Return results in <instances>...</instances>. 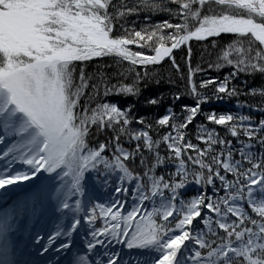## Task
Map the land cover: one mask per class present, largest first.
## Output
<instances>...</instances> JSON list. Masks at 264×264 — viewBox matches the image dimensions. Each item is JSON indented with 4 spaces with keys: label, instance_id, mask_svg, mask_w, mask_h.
Returning a JSON list of instances; mask_svg holds the SVG:
<instances>
[{
    "label": "snow or ice",
    "instance_id": "snow-or-ice-1",
    "mask_svg": "<svg viewBox=\"0 0 264 264\" xmlns=\"http://www.w3.org/2000/svg\"><path fill=\"white\" fill-rule=\"evenodd\" d=\"M193 41L215 55L206 67ZM257 77L264 0H0V199L32 182L0 212V264H264ZM128 95L162 114L110 100ZM49 206L59 219L20 260L13 234Z\"/></svg>",
    "mask_w": 264,
    "mask_h": 264
},
{
    "label": "trees",
    "instance_id": "trees-1",
    "mask_svg": "<svg viewBox=\"0 0 264 264\" xmlns=\"http://www.w3.org/2000/svg\"><path fill=\"white\" fill-rule=\"evenodd\" d=\"M222 43H224V42L222 41ZM191 44H192V46L194 47V50L198 53V54L195 55L194 58H193V64H195V63H197V62H201V55L204 56V59H205V60H208L207 57H209V56H207V55L205 54V49L201 46L202 42H195V41H193ZM224 45H225V47L227 46V44H224ZM132 50H136V47H132ZM176 53H180V50H178ZM181 54H183V55L186 56V50H184V52L181 53ZM113 59H115V58H108V57H105V58H104V60L107 61L108 63H112ZM100 63H103V62H100ZM201 63H202V62H201ZM202 66H203V67H206L207 65L204 64V63H202ZM92 67H93V68L95 67V62L92 64ZM123 67H124L125 69H127V68L129 67L128 63H127V64H124ZM184 67H185V69H186L187 66L185 65ZM136 70L142 72V70H141L140 68H138V67H136ZM229 70H230V69H229ZM229 70H227V71H229ZM168 71H169V69H168V65H165V68L162 70L163 74H164V75H167V74H168ZM227 71H226V72H227ZM221 72H222V69H221ZM212 74L215 75V73H212ZM226 74H227V73H226ZM240 79L243 80L244 77L241 76ZM77 82H78V81H77ZM252 82H253V81L250 80V83H252ZM261 82H264V81H262L261 78H259V77H257L256 80L254 81V83H256V84H260ZM167 89H168V85H164V91H165V92H167ZM128 99H129V100H128ZM110 100H111V102H116V103H118V105L121 106V107H123V106L126 105L125 102H126L127 104H128V103H136V104L138 105V107L140 108V111H139L138 115H144V116L149 117V118H150L152 115H154V114H155V115H160V114H162V110H156V109H151V108H145V107H143V105H142V98H141L140 101H137V99H136L135 97H133L132 95H128L127 97H124V96H113V97L110 98ZM127 100H128V101H127ZM240 100H241V101H245V100H247V101H249V102H252V101H251V97H243V96H242V97H240ZM104 102H109V101H104ZM187 102H188V103H192L191 100H188ZM236 103H237V100H236L235 98H233L232 100H227V99H225V100H223V101L216 102L215 105H214V107L216 108L217 112H224V111H227V110H231L233 113H235V112L238 111V109H236V107H235ZM239 111L247 112V109L245 108V109H241V110H239ZM132 127L140 128V127H142V126L133 124ZM209 127H214V128H216V130L221 134V136H224V129H223V126L209 125ZM150 135H152L154 139L157 138V136H156V132H155V131L150 132ZM188 138L192 139V141H193L194 143H197L200 147H202V148H203V147H206V145L203 144L201 141H197V140L195 139V128H193L192 126H190V134H189V137H188ZM227 138L232 139L231 137H227ZM233 143H235V140H233ZM134 145H135V142H133L132 147H134ZM125 147H128V145L125 144ZM216 147L219 148L218 145H217ZM129 150H131V148H129ZM160 151H161V155H165V156H167V149H166V146L161 145V149H160ZM192 154L195 155L194 153H192ZM145 155L147 156V151H145ZM138 160H139V158L137 157V163H138ZM153 162H154V161L150 158V159L148 160L147 163L150 165V164L153 163ZM189 168H191V165H189ZM131 170L133 171V175H136V174H137V170H136V169H131ZM172 170H173V169H172V165L169 164V165L166 166V168H165V167L158 168V169L156 170V174H157V175H160L161 173H164L165 171L170 172V171H172ZM145 182H146V181H145ZM93 183H95V181H93ZM197 191H198V189H196V187H195L194 184H190V185H189V189H188V193H189V194H195ZM111 192H112L111 189H109V190H107V191H103L102 189H99V186H98V189H97V195H98L101 199H106V198H108V197L111 195ZM209 194H210V189H209ZM149 206H150V205H149ZM98 223H99V222H98ZM133 254H135V253H133Z\"/></svg>",
    "mask_w": 264,
    "mask_h": 264
},
{
    "label": "bare ground",
    "instance_id": "bare-ground-1",
    "mask_svg": "<svg viewBox=\"0 0 264 264\" xmlns=\"http://www.w3.org/2000/svg\"><path fill=\"white\" fill-rule=\"evenodd\" d=\"M31 186H32L31 181H24L22 183V185H20V186H11L13 191L9 193L8 198L7 199H0V212L9 208L10 205L6 204L7 200L12 202V201L16 200V198H18V197L23 198L25 193L29 190V188ZM24 224H26L27 229H24L26 232L23 230V235H22L23 243L21 244V246L23 247V249L25 251H26V249L29 251H31V250L34 251L35 245L33 244V239L37 233L36 232L33 233V232L35 231V229H37L36 228L37 222L35 224H33L32 220L30 219L29 222H24V221L21 222L22 226ZM17 239H18V236L16 237V240ZM31 256H32L31 258H33V253Z\"/></svg>",
    "mask_w": 264,
    "mask_h": 264
},
{
    "label": "rangeland",
    "instance_id": "rangeland-1",
    "mask_svg": "<svg viewBox=\"0 0 264 264\" xmlns=\"http://www.w3.org/2000/svg\"><path fill=\"white\" fill-rule=\"evenodd\" d=\"M235 39V37H232V36H226L225 38H224V40H223V44H227L228 42H230L231 40H234ZM222 42V41H221ZM192 43V42H191ZM243 46L245 47V48H247L248 47V44H247V41L246 40H244L243 41ZM132 47H135V46H132ZM185 50H186V48H185ZM177 52V51H176ZM207 59H212V60H214L215 59V55H213V56H211V57H207ZM128 62H125L124 64H127ZM196 64V63H195ZM195 64H193V67H195ZM136 67H138V68H140L142 71L144 70L142 67H140V66H136ZM227 70H229V68H223L222 69V74H226L228 71ZM227 71V72H226ZM129 100V99H128ZM127 100V101H128ZM125 104H127L126 102H125ZM147 156H150V154L149 153H147ZM18 198H20V197H18ZM18 198H16V199H18ZM21 199V201H23V199L24 198H20ZM15 201V200H14ZM14 201H12L11 203H10V205L14 202ZM53 222L54 221H56V218H55V220H52ZM57 222V221H56ZM56 222H54V223H52V225H49V229H47V228H45L47 231H48V233H50L52 230H53V227L52 226H55V224H56ZM44 227V224H43V222L40 224V228L39 229H41V228H43ZM42 230V229H41ZM41 234H43V235H47V233L44 231V230H42V232H40ZM31 249V248H30ZM32 254V252L30 251V255Z\"/></svg>",
    "mask_w": 264,
    "mask_h": 264
}]
</instances>
